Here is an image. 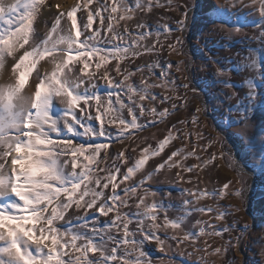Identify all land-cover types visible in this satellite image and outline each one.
<instances>
[{
	"label": "rangeland",
	"instance_id": "obj_1",
	"mask_svg": "<svg viewBox=\"0 0 264 264\" xmlns=\"http://www.w3.org/2000/svg\"><path fill=\"white\" fill-rule=\"evenodd\" d=\"M44 1L35 0L37 7L29 41L23 48L16 46L13 55H23L24 49L33 51L30 47L33 32L37 33L39 41L48 40L49 43L44 44V47L50 48L51 42L64 35L61 29L71 25L72 19L67 14L75 8L77 28L72 30L75 39L73 46L80 48V42L87 35H94V42L100 51L94 56L65 53V59L67 55L73 56L68 68L83 69L84 64H88L87 69L80 73L85 80L81 88L90 81L97 85L94 89L97 95L89 100L87 106L83 100L79 101L74 111L80 114L81 109H84L85 116L99 115V120L92 119L87 123L97 129L103 127L110 130L114 135L118 132L126 135V138L118 141L107 136L100 137L105 147L97 154L96 161L91 162L86 169L92 180L97 176L101 178L100 186L90 184L89 187H95L97 191L102 190L106 196H110L112 185L116 184L115 191L120 193L125 203L116 202L113 210L104 215L97 210L104 197L99 198L92 208H86L83 201L80 207L73 202L64 212L65 220L71 218L73 224H77V216H95V221L87 220L89 227L85 230L91 231L93 223L100 228L106 221L115 219L116 224L111 225L110 230L106 229L105 239L111 235L120 243L117 244L116 240L107 241L109 251L117 247L116 259L109 260V264H134L138 257L140 264H225L233 258L236 264L264 262V243H261L264 241V28L261 27V23H264V0H215L220 10L212 12L202 7L196 10L194 18L189 13V31L183 34L175 31L176 21L184 19L181 12L176 10L178 4L183 6V0H58L61 3L56 0V5H63L48 13L44 12ZM105 3L107 9L102 7ZM122 3L127 4V11L121 7ZM197 4L210 6L211 0H197ZM112 8L116 11L113 12ZM89 15H92L93 22L85 32L81 19L86 23ZM58 16L61 17L60 23L57 30L52 31ZM223 19L242 27L221 25ZM77 29L81 32L78 38ZM181 35L186 37V41L183 45H177L176 38ZM113 45L128 49L127 55L110 54L117 52ZM169 45H176L180 53ZM62 47L58 44L50 53L30 56L19 67L8 63L7 69L0 68V79L4 81L11 77L13 82L17 72V81L21 72H24L21 93L27 92L31 83L36 81V73L41 71L42 65L47 66L49 76L55 70V65L60 61L53 60V57L60 55ZM38 51L43 52V47ZM10 59L7 60L10 62ZM18 63L19 60L16 61ZM177 65L180 66L179 71ZM164 68H167V74L161 75ZM224 72L226 74L222 75ZM41 75L44 73L41 72ZM125 75L129 77L127 81L124 80ZM249 81L256 85L255 89L248 87ZM129 84L133 86L131 90ZM149 84L153 87L148 88V92L157 99L152 101L149 95H145V99L140 101L139 90ZM184 84H189V88L182 87ZM250 91L256 93L252 101L248 98ZM133 101L148 109H156V112L138 117L136 128L127 124L132 119L127 107H120L121 103L128 105ZM64 107V104L59 103V98L54 100V108L61 116ZM250 107H256V110L254 115L248 112L252 125H248L247 136L236 135L243 131L236 122L243 118ZM197 108L201 111L197 112ZM121 110L127 111L129 119ZM159 111L166 113L163 118L157 114ZM121 119L125 120L124 124H121ZM77 129L83 132L79 125ZM217 137H221L223 144ZM51 138L56 140V134L53 133ZM89 139L96 141V134L76 137L73 144ZM161 141L165 142L164 147L155 152ZM117 151L123 153L116 162L120 165V171L112 168L111 174L115 179L109 180V172L105 169L112 165V160L103 161L102 158L105 152L115 157ZM173 152L176 155H172ZM221 153H233L232 163L246 175L243 185L246 209L241 207L240 197L235 195L236 189L241 187L237 173ZM67 158L71 159L70 156ZM141 159L145 163L137 167ZM84 163L87 161L79 157L77 172L82 170ZM129 168L135 170L129 173ZM124 173L128 174L127 178ZM149 173L152 175L149 176ZM104 183L108 184L107 188L102 187ZM233 183L235 188L232 187ZM133 187L134 192L125 194L126 188ZM185 200L189 201L187 205ZM108 204L113 205V201L109 200ZM155 204L164 205L163 208L153 207L155 221L140 215L146 211L145 205ZM199 208L205 211L200 212ZM209 208L213 210L209 211ZM225 208L230 214L216 219L218 211ZM237 208L239 211H236ZM165 217L169 221L168 227L163 231L152 229L154 235L144 241L142 249L138 247L135 241L147 234L149 225H163ZM129 220L128 235H125L126 230L121 221ZM173 221L179 222V227L172 228ZM57 223L63 224L64 221ZM244 224L252 227L244 235V248L238 252L234 248H227V242L230 239L235 241L240 235L239 228ZM228 225H233L237 230L215 234ZM138 227H143L144 231H137ZM133 231L137 232L135 237L131 236ZM253 240L256 242L252 243ZM217 249L221 251L217 252ZM63 251L68 252L73 259L80 255L71 247ZM141 251L146 255L141 257ZM92 257L99 258L100 251H90L82 259Z\"/></svg>",
	"mask_w": 264,
	"mask_h": 264
},
{
	"label": "snow or ice",
	"instance_id": "obj_2",
	"mask_svg": "<svg viewBox=\"0 0 264 264\" xmlns=\"http://www.w3.org/2000/svg\"><path fill=\"white\" fill-rule=\"evenodd\" d=\"M138 6L144 7V5L140 4ZM36 7L35 0H0V65H3L5 60L11 57L10 65L15 64L16 67H19L30 56L50 53L57 48L58 44L64 46L60 48V55L53 57V60L58 59L60 62L55 65V70L51 71V75H47V66L42 65L41 71L36 73V81L38 83L34 81L33 88H30L27 92L21 93L26 74L24 72H21L20 79L15 81V83L12 82L11 77L4 79L3 86L0 87V264H109V260L116 259L117 247H112L109 251L107 241L116 240V237L107 235V239H105V233L106 229L110 230L111 225L116 224V220L106 221L104 226L100 228H97V225L93 223L91 231H86L85 229L89 227L87 220L95 221V216H77L75 219L79 223L73 224L71 218L65 220L64 212L73 202L76 203L77 207H80V202L83 201L86 208H92L101 197H104V201L99 204L97 210L104 215L113 210L116 202L125 203L120 193L115 191L116 184L112 185V195L110 196H106L102 190L97 191L95 187H89L90 184L100 186L101 178L97 176L92 180L90 173L86 169L89 168L91 162L96 161L97 154L105 147V144L100 142V137L107 136L114 141H118L126 138V135L123 132H118L114 135L110 130H106L103 127L97 129L92 124L87 123L88 120H99V115L95 117L85 116L84 109H81L80 114L74 111V106L79 101L83 100L87 106L89 100L97 95L96 91H94L97 85L90 81L87 86L81 88V85L85 84V80L80 73L87 69L88 64L85 63L83 69L77 68L73 70L68 68L73 56L67 55L65 59V53L76 52L80 56H94L97 51H100L94 42V35H87L86 39L80 42V48L73 46L75 39L72 35V30L77 28L74 15L76 12L75 8L67 14L72 19L71 25L66 29H61L64 35L59 40L51 42L50 48L44 47V44L49 43L48 40L39 41L37 33L33 32L30 45L33 51L24 49L23 55H13V50L16 46L23 48L24 44L29 41V31L32 28ZM102 7L107 9L108 5L105 3ZM121 7L127 11L126 3H122ZM202 7H207V11L212 12L220 10V6L215 3V0H211L210 6L197 4V0H183V6L181 7L178 4L176 10L181 12L184 19L176 21L175 31H179L182 34L188 32L189 24L187 21L189 13L194 18L196 10ZM112 11L115 12L116 9L112 8ZM60 19L61 17L59 16L56 18L55 23L52 25V31L57 30ZM210 19L213 18L211 17ZM92 22V15L88 16L86 23L83 18L81 19L85 32L91 28ZM220 24L229 28L242 27V25H234L226 19L221 20ZM261 27L264 28V23H261ZM80 35L81 32L77 29L76 37L78 38ZM141 36H143V33H141ZM262 39H264V36H262ZM185 41L186 37L184 35L176 38L177 45H183ZM108 43H111V41H108ZM41 47H43V52L38 51ZM113 47L117 49V52L110 54L127 55L128 49H121L119 45H113ZM169 47L174 48L178 54L180 53V49L176 45H169ZM81 49L87 50L82 51ZM101 59H104V57H101ZM17 60H19L18 64H16ZM253 66L255 67V65ZM116 67L119 71V66L117 65ZM151 67H149V71H151ZM167 67H171V65ZM176 67L177 71H179L180 66L177 65ZM65 69H67L66 73ZM41 72L44 73L43 76ZM62 73L63 75H61ZM165 74H167V68L161 70V75ZM225 74V72L222 73V75ZM128 78V75H125L124 80L127 81ZM132 87L131 84L128 85L129 90ZM151 87L153 85L149 84L146 88L139 90L140 101L145 99V95H149L152 101L157 99L156 96H152L148 92V88ZM182 87L187 89L189 84H184ZM248 87L255 89L256 85L249 81ZM57 98H59L60 104L65 105L62 116L54 108V100ZM248 98L249 101L254 100L256 93L250 91ZM129 99L131 100L132 97H129ZM165 99H171V97H165ZM120 107L122 109L127 107L128 114L132 116V119L127 121V124L133 128L137 127L138 117H143L146 113L156 112V109H148L138 105L135 101L128 105L121 103ZM173 108H175V105H173ZM137 109L138 115L135 114ZM255 110L256 107H250L243 118L236 122L243 130L236 133V135L247 136L248 125H252L248 112L254 115ZM196 111L199 112L201 109L197 108ZM157 114L163 118L166 113L159 111ZM69 116H71V119H68ZM120 122L124 124L125 120L121 119ZM86 124L87 126H85ZM77 125L83 128V132L77 129ZM8 132H14V138L7 136ZM53 133L56 134V140L51 138ZM89 133L96 134V141L89 139L84 142L77 141L76 144H73L74 138L87 136ZM216 139L223 144L221 137ZM164 143V141H161L159 148L155 152H159L164 147ZM87 149H91V151H87ZM122 155V152L117 151L116 156L113 157L112 153L105 152L102 160H112V165L105 169V171L109 172V180L115 179V176L111 174L112 168H115L117 172L120 171V165L116 162ZM172 155H176V153L173 152ZM9 156H11L10 162ZM69 156L71 159L67 158ZM221 156L237 173L238 183L241 187L236 189L235 195L240 197L241 207L246 209L245 190L243 187L246 183V175L237 165L232 163L233 153H221ZM79 157H83L87 163H84L82 170L77 172V160ZM144 163L145 160L141 159L138 161L137 167ZM134 170V168H129L128 172L131 173ZM123 175L127 178L128 174L124 173ZM148 175L150 176L152 173ZM102 187L107 188L108 184L104 183ZM225 187H228V184H225ZM232 187L235 188L234 183ZM124 191L125 194L129 191L134 192L135 187L132 189L126 188ZM145 194H147V191ZM152 195L155 196L156 193L153 192ZM86 197H88L87 200L85 199ZM140 199L143 203V197ZM109 200L113 201V205L108 204ZM184 203L187 205L189 201L185 200ZM153 207L163 208L164 205H145L146 211L140 213V215L150 217L155 221L156 215L152 210ZM208 210L212 211L213 209L209 208ZM198 211L203 212L205 209L199 208ZM236 211H239V208ZM226 214H230L226 208L218 211L216 219H220ZM117 219H119V215ZM62 220L64 221L63 224L57 223ZM121 223L126 230L125 235H128L127 230L131 221H121ZM168 225L167 217H165L163 225L152 223L149 225L147 234L142 239L135 241L136 245L142 249L144 241L154 235L152 229L159 228L163 231ZM171 227H179V222L173 221ZM251 229V225L248 224L241 226L239 228L240 235L236 237L235 241L230 239L226 247L234 248L237 252L241 251L244 248V235L249 233ZM236 230L233 225H228L216 231L215 234L220 235L222 232ZM137 231H144V228L138 227ZM136 234V231L131 232L133 237ZM48 241H50V244ZM78 241L79 243H77ZM116 242L117 244L120 243L118 240ZM255 242V240L252 241V243ZM261 243H264V241H261ZM66 247L74 248L80 255L73 259L68 252L63 251ZM97 250L100 251L99 258L82 259V257H87L90 251L96 252ZM216 251L220 252L221 249ZM124 252L127 254V249ZM145 255L146 253L141 251L140 256L143 257ZM65 257L68 258L65 259ZM134 264H140L139 257ZM225 264H236V262L233 258L230 262H225ZM261 264H264V262H261Z\"/></svg>",
	"mask_w": 264,
	"mask_h": 264
},
{
	"label": "bare ground",
	"instance_id": "obj_3",
	"mask_svg": "<svg viewBox=\"0 0 264 264\" xmlns=\"http://www.w3.org/2000/svg\"><path fill=\"white\" fill-rule=\"evenodd\" d=\"M58 1V0H57ZM59 1H63V0H59ZM58 1V2H59ZM44 2H46V4L44 5V8H45V11L44 12H46V13H48L49 11H51L52 9H54L55 7H61L63 4H58V5H56L57 3H56V0L54 1V5H52L51 6V4H52V0H46V1H44ZM68 2H71V0H68ZM68 2H67V5H68ZM59 3H61V2H59ZM64 6H66V4H64ZM52 11H54V10H52ZM11 60V59H10ZM8 63H9V61L8 60H5V63L3 64V65H0V68L2 69V70H5V69H7V66H8ZM10 73H12V71H10ZM18 73H20V72H18ZM28 74V73H27ZM19 75V74H18ZM4 76V75H3ZM16 76H17V72L15 73V78L13 79L14 81V83H15V79H16ZM2 78V77H1ZM3 79H0V87H2L3 86ZM38 83V82H37ZM30 88H33V82L31 83V85L29 86ZM29 88V89H30ZM34 92V91H33ZM14 132H8L7 133V136H11V137H13L14 138ZM9 162H10V160H11V156H9Z\"/></svg>",
	"mask_w": 264,
	"mask_h": 264
},
{
	"label": "trees",
	"instance_id": "obj_4",
	"mask_svg": "<svg viewBox=\"0 0 264 264\" xmlns=\"http://www.w3.org/2000/svg\"><path fill=\"white\" fill-rule=\"evenodd\" d=\"M120 110V109H119ZM121 111H124L126 113V116L128 118V115H127V111L126 110H121ZM137 115V112L135 113ZM129 119V118H128Z\"/></svg>",
	"mask_w": 264,
	"mask_h": 264
}]
</instances>
